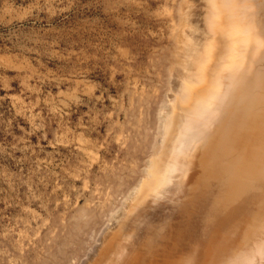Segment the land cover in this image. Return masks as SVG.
<instances>
[{
  "label": "rangeland",
  "instance_id": "obj_1",
  "mask_svg": "<svg viewBox=\"0 0 264 264\" xmlns=\"http://www.w3.org/2000/svg\"><path fill=\"white\" fill-rule=\"evenodd\" d=\"M181 1L0 0V264L95 258L184 100Z\"/></svg>",
  "mask_w": 264,
  "mask_h": 264
},
{
  "label": "bare ground",
  "instance_id": "obj_2",
  "mask_svg": "<svg viewBox=\"0 0 264 264\" xmlns=\"http://www.w3.org/2000/svg\"><path fill=\"white\" fill-rule=\"evenodd\" d=\"M181 2L184 100L90 264H264V0Z\"/></svg>",
  "mask_w": 264,
  "mask_h": 264
}]
</instances>
